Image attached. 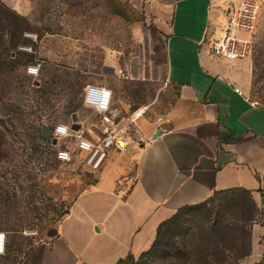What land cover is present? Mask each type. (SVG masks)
Instances as JSON below:
<instances>
[{
    "label": "rangeland",
    "instance_id": "obj_1",
    "mask_svg": "<svg viewBox=\"0 0 264 264\" xmlns=\"http://www.w3.org/2000/svg\"><path fill=\"white\" fill-rule=\"evenodd\" d=\"M15 1L18 8L0 0V230L9 236L0 264H21L32 245L53 238L94 177L77 153L58 159V149L74 143L37 138L41 124L52 131L77 114L89 128L95 117L82 105L87 83L107 84L113 105L126 115L146 105V115H162L178 93L119 73L131 74L127 66L143 49L154 25L151 5L174 0ZM249 49L233 71L246 95L264 103V29ZM213 199L177 212L152 252L117 264H216L222 258L239 264L260 210L242 190ZM221 220L241 230L220 238L212 229ZM32 230L36 235H28Z\"/></svg>",
    "mask_w": 264,
    "mask_h": 264
},
{
    "label": "crops",
    "instance_id": "obj_2",
    "mask_svg": "<svg viewBox=\"0 0 264 264\" xmlns=\"http://www.w3.org/2000/svg\"><path fill=\"white\" fill-rule=\"evenodd\" d=\"M243 1L151 5L154 25L127 69L135 79L176 88L173 104L162 115L146 112L137 120L145 141L112 149L57 234L32 245L21 264H117L138 257L180 208L237 189L249 191L260 210L250 251L239 264H264V103L234 90L243 86L234 65L247 56L231 59L209 50L231 7ZM253 1L259 5L258 33L264 29V0ZM8 2L18 8L15 0Z\"/></svg>",
    "mask_w": 264,
    "mask_h": 264
},
{
    "label": "built area",
    "instance_id": "obj_3",
    "mask_svg": "<svg viewBox=\"0 0 264 264\" xmlns=\"http://www.w3.org/2000/svg\"><path fill=\"white\" fill-rule=\"evenodd\" d=\"M259 5L253 0H244L239 6L233 5L231 14L221 36L210 44V51L227 58H240L250 52L251 38L256 33V21ZM246 33L249 37L243 35ZM29 72L37 73L38 69L29 66ZM123 78L132 77L123 68L119 69ZM235 92L244 95L240 86L233 85ZM82 105L92 110L95 120L89 128L81 121L79 129H73V121L58 124L54 127L52 138L57 143L61 140L72 141L74 148L68 146L58 149L57 156L61 160H70L74 153L80 155L82 163L91 171L99 170L108 153L112 149L124 150L130 141L144 142L145 138L137 124V120L146 114L149 106H143L141 112L136 110L130 115L113 106V90L107 84L87 83L82 94ZM62 129V130H61ZM50 138V140H52ZM28 235H36V231H29ZM8 234L0 230V249L3 255L7 251Z\"/></svg>",
    "mask_w": 264,
    "mask_h": 264
},
{
    "label": "trees",
    "instance_id": "obj_4",
    "mask_svg": "<svg viewBox=\"0 0 264 264\" xmlns=\"http://www.w3.org/2000/svg\"><path fill=\"white\" fill-rule=\"evenodd\" d=\"M43 125L41 124L40 127H38L37 129V135L36 137L39 138V139H46V140H49L47 138H44L43 136ZM237 190H242L244 192V194L246 195H249L250 197V192L247 191V190H244V189H237ZM235 190H227V191H215L214 194L209 197L207 200H205L204 202L200 203V204H196V205H190V206H185V207H182L180 208L177 212L181 211V210H184V209H187V208H191V207H195V206H200V205H204L206 204L207 202H209L210 200H214L213 198L217 195H220L222 193H230V192H233ZM253 202V201H252ZM253 204L255 205V203L253 202ZM256 206V205H255ZM173 214V216L165 221H163L159 226H158V230H157V237L154 241V243L152 244L151 248L145 252H143L140 256H143L145 254H148L150 252H152L154 249L157 248V246L159 245L160 243V240L162 239V235H164V229L167 227V225H169L170 223H172V221L174 220L176 214ZM241 221L244 222L243 219H241ZM237 230H241V229H237V227H234V226H230L228 224H226V222L224 221H218L214 228L212 229L213 232H216V235H218L220 238H225L227 235L229 234H232L233 232L237 231ZM211 240V239H209ZM250 249L247 251V252H242L240 253V259L241 257H244L246 255H248ZM131 257V256H130ZM123 261V260H121ZM120 261V262H121ZM217 261V260H216ZM210 264V263H209ZM216 264H228V261L225 259V258H222L221 260L217 261Z\"/></svg>",
    "mask_w": 264,
    "mask_h": 264
},
{
    "label": "water",
    "instance_id": "obj_5",
    "mask_svg": "<svg viewBox=\"0 0 264 264\" xmlns=\"http://www.w3.org/2000/svg\"><path fill=\"white\" fill-rule=\"evenodd\" d=\"M72 121H73V123H74V124H73V129H76V130L79 129L80 124L78 123L77 114H74V115H73ZM160 132H161V130H158V132H157L158 134H157V135H159ZM42 133H43L44 138H47V139L52 138V132H51V129H50L49 126L46 125V124L43 125V132H42ZM52 140H53L54 143L57 142L55 136L52 138ZM8 238H9V236H8Z\"/></svg>",
    "mask_w": 264,
    "mask_h": 264
},
{
    "label": "bare ground",
    "instance_id": "obj_6",
    "mask_svg": "<svg viewBox=\"0 0 264 264\" xmlns=\"http://www.w3.org/2000/svg\"><path fill=\"white\" fill-rule=\"evenodd\" d=\"M140 112H141V109H139V110L137 111V114L140 113Z\"/></svg>",
    "mask_w": 264,
    "mask_h": 264
},
{
    "label": "clouds",
    "instance_id": "obj_7",
    "mask_svg": "<svg viewBox=\"0 0 264 264\" xmlns=\"http://www.w3.org/2000/svg\"><path fill=\"white\" fill-rule=\"evenodd\" d=\"M62 130V129H61ZM0 253H2V249H0Z\"/></svg>",
    "mask_w": 264,
    "mask_h": 264
}]
</instances>
